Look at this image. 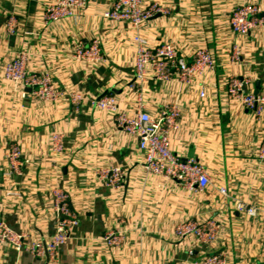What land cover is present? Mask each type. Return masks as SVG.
Returning a JSON list of instances; mask_svg holds the SVG:
<instances>
[{
    "label": "crops",
    "instance_id": "0c3cea01",
    "mask_svg": "<svg viewBox=\"0 0 264 264\" xmlns=\"http://www.w3.org/2000/svg\"><path fill=\"white\" fill-rule=\"evenodd\" d=\"M55 1L0 0V219L26 234L28 242L49 238L56 230L53 191L58 189L69 194L79 225L55 261L0 245V264H194L210 254L223 255L227 264H264V160L258 157L264 111L257 117L227 94L230 77L237 76L250 79L247 93H257L259 81V95H264V26L241 35L229 24L240 5H257L264 12V0H143L170 11L142 26L150 45L171 44L187 58L205 47L217 68L193 86L149 78L141 91L130 87L133 29L103 17L115 0H88L76 16L45 22L44 10ZM11 15L18 21L12 34L6 27ZM94 38L104 61H73L74 43ZM19 51L28 55L27 70L49 72L61 90L91 99L113 94L129 111L136 109L141 93L152 117L167 106L181 109L172 151L203 165L212 185L199 192L146 173L138 138L89 103L76 111L66 98L37 101L30 89L22 98L19 87L3 78L4 66ZM55 133L64 141V152L56 156L51 152ZM14 144L22 151L18 170L7 159ZM111 167L125 173L118 191L98 177ZM221 187L227 197L219 193ZM235 200L256 207L257 215L236 211ZM211 219L219 232L211 247L176 237L179 223ZM112 233L117 245L104 241Z\"/></svg>",
    "mask_w": 264,
    "mask_h": 264
},
{
    "label": "built area",
    "instance_id": "2783aa9c",
    "mask_svg": "<svg viewBox=\"0 0 264 264\" xmlns=\"http://www.w3.org/2000/svg\"><path fill=\"white\" fill-rule=\"evenodd\" d=\"M88 0H56L46 6L43 14L45 22H58L76 16L84 9ZM169 9L157 2L145 4L143 0H115L112 7L105 11L103 17L110 21L127 22L134 31L133 46L135 51V75L130 87L141 91L145 82L152 78L159 82L169 83L177 81L185 86L196 85L205 74H214L217 65L212 53L204 48L196 49L190 56L185 57L171 44L152 46L140 33L142 26L157 15H168ZM229 19L234 33L247 35L251 31L264 26V12L257 5L245 4L235 8ZM17 18L9 16L7 30L10 34L17 28ZM71 59L76 62L97 64L104 61L100 41L94 38L86 44L79 40L74 43ZM233 59L240 56L234 48ZM28 55L20 52L6 63L3 70L5 81L19 87L21 97L27 94L25 89L31 90L33 99L42 102H54L62 98L69 100L75 110L89 103L95 110L111 114L115 125L129 136L137 137L139 149L144 154L143 169L146 173L168 180H174L184 187L203 192L211 184L207 169L193 159L183 160L171 148V136L179 130L181 125V109L172 105L167 106L156 117H152L145 108L141 93L136 97V109L129 111L121 107L119 100L113 94H104L97 98H87L77 91L61 90L54 83L49 72H33L27 70ZM249 78L232 76L228 84V97L232 101L241 103L247 110L259 117L264 111V95L245 92ZM204 95V93H201ZM51 152L61 155L64 152L62 135L55 133L51 137ZM21 147L12 145L7 159L15 170H18ZM258 157L264 160V142L259 147ZM99 178L105 180L108 188L114 191L121 189L125 182V173L121 167H111L101 170ZM219 193L227 197L228 191L221 187ZM54 215L57 221L55 233L47 239L28 242L26 234L14 232L4 220L0 219V245H9L18 253H29L35 258L59 259L60 251L71 238L79 225V217L71 206L67 192L55 189ZM234 209L239 213L254 217L257 208L244 201L235 200ZM217 221L211 219L205 222L183 221L176 226L177 238L192 237L197 244L211 247L218 240ZM108 245H117L118 239L112 233L104 237ZM264 245V244H263ZM221 254L207 256L194 264H227Z\"/></svg>",
    "mask_w": 264,
    "mask_h": 264
},
{
    "label": "water",
    "instance_id": "95a60500",
    "mask_svg": "<svg viewBox=\"0 0 264 264\" xmlns=\"http://www.w3.org/2000/svg\"><path fill=\"white\" fill-rule=\"evenodd\" d=\"M259 89H260V82L258 81V82H257V91H256L257 93H255L256 95H258V93H259ZM213 255H215V254H210V255H207V256L209 257V256H213ZM207 256H206V257H207Z\"/></svg>",
    "mask_w": 264,
    "mask_h": 264
}]
</instances>
